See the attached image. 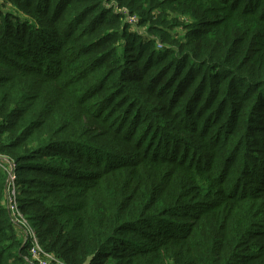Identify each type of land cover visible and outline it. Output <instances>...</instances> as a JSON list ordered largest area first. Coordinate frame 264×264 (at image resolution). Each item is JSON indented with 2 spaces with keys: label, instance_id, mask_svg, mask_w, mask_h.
I'll return each mask as SVG.
<instances>
[{
  "label": "trees",
  "instance_id": "obj_1",
  "mask_svg": "<svg viewBox=\"0 0 264 264\" xmlns=\"http://www.w3.org/2000/svg\"><path fill=\"white\" fill-rule=\"evenodd\" d=\"M0 156L55 260L264 264V0H0Z\"/></svg>",
  "mask_w": 264,
  "mask_h": 264
},
{
  "label": "built area",
  "instance_id": "obj_2",
  "mask_svg": "<svg viewBox=\"0 0 264 264\" xmlns=\"http://www.w3.org/2000/svg\"><path fill=\"white\" fill-rule=\"evenodd\" d=\"M130 21H136L135 17L131 16ZM16 163L14 160L5 156H0V170L8 174L7 191L9 196V208L14 216L15 221L25 230L26 240L30 244L31 256L39 264H67L65 262L55 260L52 253L44 251L39 242V238L35 228L29 223L21 212L17 201V174Z\"/></svg>",
  "mask_w": 264,
  "mask_h": 264
}]
</instances>
